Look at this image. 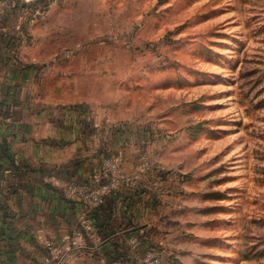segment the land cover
Returning a JSON list of instances; mask_svg holds the SVG:
<instances>
[{"label":"rangeland","instance_id":"rangeland-1","mask_svg":"<svg viewBox=\"0 0 264 264\" xmlns=\"http://www.w3.org/2000/svg\"><path fill=\"white\" fill-rule=\"evenodd\" d=\"M48 3L37 57L67 62L97 122L127 125L133 168L124 148L111 155L123 171L143 153L158 166L139 173L156 182L140 186L154 197L132 229L149 230L162 264H264V0Z\"/></svg>","mask_w":264,"mask_h":264},{"label":"crops","instance_id":"crops-1","mask_svg":"<svg viewBox=\"0 0 264 264\" xmlns=\"http://www.w3.org/2000/svg\"><path fill=\"white\" fill-rule=\"evenodd\" d=\"M21 13L0 8V264H56L46 241L71 233L82 210L63 188L123 148L130 171L134 148L125 143L127 125L96 121L95 98L81 92V78L62 76L67 62L37 57L30 34L38 15ZM155 182L143 181L147 188ZM145 194L111 195L96 222L101 237L122 241L134 210L145 216L152 205Z\"/></svg>","mask_w":264,"mask_h":264},{"label":"built area","instance_id":"built-area-1","mask_svg":"<svg viewBox=\"0 0 264 264\" xmlns=\"http://www.w3.org/2000/svg\"><path fill=\"white\" fill-rule=\"evenodd\" d=\"M49 0H0V8H10L33 17L48 8ZM138 173L122 170V161L117 156H104L101 163L82 179H71L63 188L64 195L82 204L77 225L71 233L60 239L46 241V247L62 264L77 255L95 257L102 264H162L163 254L159 248L149 246L152 239L143 227L131 232L119 242H108L102 238L96 225L108 202V198L123 189L131 188L136 195L144 194L140 189L143 179L139 173H151L158 169L156 162L146 153L137 161ZM145 190V189H144ZM139 193V194H137ZM65 246V247H64Z\"/></svg>","mask_w":264,"mask_h":264},{"label":"trees","instance_id":"trees-1","mask_svg":"<svg viewBox=\"0 0 264 264\" xmlns=\"http://www.w3.org/2000/svg\"><path fill=\"white\" fill-rule=\"evenodd\" d=\"M107 156H109V155H107ZM111 156V155H110Z\"/></svg>","mask_w":264,"mask_h":264}]
</instances>
